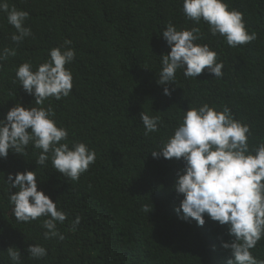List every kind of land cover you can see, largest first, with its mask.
<instances>
[{
  "label": "trees",
  "instance_id": "1",
  "mask_svg": "<svg viewBox=\"0 0 264 264\" xmlns=\"http://www.w3.org/2000/svg\"><path fill=\"white\" fill-rule=\"evenodd\" d=\"M223 2L244 14L254 41L229 47L224 37L210 35L205 22L185 18L183 0H8L29 13L25 26L32 35L15 44V29L0 13V50H16L0 67V119L16 104L41 107L16 80L17 68L31 62L35 71L51 49L71 47L75 59L65 67L72 73V90L42 106L51 105L57 126L68 131L62 143L70 149L85 143L96 159L78 181L55 171L51 159L45 166L36 164L40 150L31 143L24 153L10 151L0 159V264H12L9 247L19 250L21 264H227L230 254L221 242L233 239L228 226L207 215L197 226L175 211L183 199L174 190L183 161L150 154L174 134L184 112L205 103L217 111L226 106L234 119L249 125L250 147L264 143V0ZM169 22L177 30L200 29L196 43L217 53L222 77L205 70L186 78L178 69L174 84L167 85L171 95L163 94L165 85L157 80L160 57L170 52L162 36ZM141 112L160 116L158 132L145 135ZM24 171H35L38 191L67 213L57 223L63 240L44 238L46 217L16 221L5 181L9 173ZM151 204L150 213L143 211ZM78 216L80 223L73 227ZM34 244L46 248L44 258L27 252ZM251 252L264 260V238Z\"/></svg>",
  "mask_w": 264,
  "mask_h": 264
},
{
  "label": "clouds",
  "instance_id": "2",
  "mask_svg": "<svg viewBox=\"0 0 264 264\" xmlns=\"http://www.w3.org/2000/svg\"><path fill=\"white\" fill-rule=\"evenodd\" d=\"M183 13L188 21L208 25L211 36L224 37L229 47L246 45L254 41L255 32L249 34L244 14L229 10L223 0H183ZM0 13L6 14L9 25L15 29L11 40L19 44L32 35L25 26L29 13L10 6L8 0H0ZM200 29L177 30L168 23L162 31L170 52L162 55V70L157 84L165 85L163 94L170 96L167 85L174 84L178 69H183L186 78L195 79L205 70L215 78L223 76L222 62H217V53L207 44L196 43L201 37ZM64 45H71L65 40ZM16 50H0V67ZM49 59L33 71L31 62L22 63L16 70V80L23 90L34 97L41 107L24 108L13 106L0 119V159H6L9 152L24 153L31 143L40 153L36 164L45 166L51 159L52 167L61 175L78 181L81 174L94 164L96 153L85 143H74L71 149L67 142L68 131L58 127L53 119L55 113L49 105L43 107L45 100L54 98L59 101L68 97L73 84L72 73L65 65L75 59L71 47H56L50 50ZM140 119L145 135L158 132L162 123L160 116L141 112ZM250 126L234 119L228 107L217 111L207 103L200 107L189 108L184 112L182 123L166 143L150 154L153 158L182 160L184 168L176 173L174 190L182 195L179 207L175 209L185 222L195 221L203 226L204 216L221 226H228L231 242H221V247L230 254L227 264H264L252 255L251 250L264 238V143L250 147ZM51 154V156L49 155ZM9 201L17 222L31 223L40 217L43 221L45 239L64 236L57 231V223H63L67 213L57 208L43 191H38L35 171L9 173ZM11 189L18 191L11 192ZM147 205L143 211L150 213ZM80 223V217L73 221V227ZM7 255L12 264H21V253L9 247ZM34 259L47 255L43 246L34 244L27 249Z\"/></svg>",
  "mask_w": 264,
  "mask_h": 264
}]
</instances>
